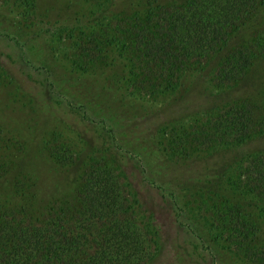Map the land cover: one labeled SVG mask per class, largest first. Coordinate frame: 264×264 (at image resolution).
<instances>
[{
  "label": "rangeland",
  "instance_id": "1",
  "mask_svg": "<svg viewBox=\"0 0 264 264\" xmlns=\"http://www.w3.org/2000/svg\"><path fill=\"white\" fill-rule=\"evenodd\" d=\"M11 2L0 5V213L35 195L47 203L33 218L52 206L76 211L87 174L93 189L98 180L116 188L130 231L125 264H264V201L234 182L264 139L186 158L170 152L172 128L180 135L215 117L234 95L201 73L181 98L140 95L116 49L107 50V66L81 71L75 40L106 25L102 8L91 0ZM246 82L253 91L264 85V63ZM242 215L259 227L249 240L236 234Z\"/></svg>",
  "mask_w": 264,
  "mask_h": 264
},
{
  "label": "trees",
  "instance_id": "2",
  "mask_svg": "<svg viewBox=\"0 0 264 264\" xmlns=\"http://www.w3.org/2000/svg\"><path fill=\"white\" fill-rule=\"evenodd\" d=\"M91 1L102 8L97 18L106 25L80 32L83 43L75 40L74 62L81 71L107 66V50L116 49L128 58V83L140 95L181 98L191 89L187 82L200 73L204 79L211 76V83L226 95H234L215 117L188 130L180 127V135L172 128L170 152L186 158L195 151L237 149L264 139V85L253 91L246 82L264 63V0H142L144 15L137 0ZM9 3L14 4L0 0V5ZM118 8L122 13L112 20L105 17ZM132 9L135 13L128 16ZM234 182L264 201V151L246 157ZM95 184L86 174L76 211L60 214L52 206L33 218L47 203L35 195L32 203L1 212L0 264H125L122 253L129 249L130 231L121 201L113 183L98 180L100 189H93ZM236 211L239 217L240 209ZM235 222L241 240L253 238L259 230L250 216ZM245 225L251 228L246 233L241 231Z\"/></svg>",
  "mask_w": 264,
  "mask_h": 264
}]
</instances>
